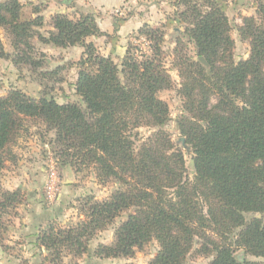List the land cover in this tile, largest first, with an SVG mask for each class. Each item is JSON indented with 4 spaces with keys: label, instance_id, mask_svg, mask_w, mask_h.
Listing matches in <instances>:
<instances>
[{
    "label": "trees",
    "instance_id": "16d2710c",
    "mask_svg": "<svg viewBox=\"0 0 264 264\" xmlns=\"http://www.w3.org/2000/svg\"><path fill=\"white\" fill-rule=\"evenodd\" d=\"M173 6L196 57L207 63L174 56L184 106L178 130L190 149L191 176L184 149L163 127L169 111L159 92L172 86L162 61L163 29L144 23L137 34L150 41L151 53L129 46L116 64L89 40L102 33L94 15L55 12L43 35L36 30L41 15L24 20L19 0L0 1V27L14 37L15 64L38 65L33 36L55 47H82L73 83L78 100L58 103L47 92L35 98L18 88L0 96V168L15 160L10 145L32 119L53 131L49 144L61 166L117 184L102 200L86 196L75 223L51 220L38 232L36 243L52 262L63 249L85 252L95 231L128 210L114 243L100 244L97 256H130L155 240L159 250L148 264H184L198 240L197 251L212 255L209 264H264V221L255 216L264 213V2L238 28L249 54L237 61L216 0H174ZM141 127L150 130L147 136H140ZM18 196L0 193V231ZM236 250L261 260L236 257Z\"/></svg>",
    "mask_w": 264,
    "mask_h": 264
},
{
    "label": "rangeland",
    "instance_id": "374dc122",
    "mask_svg": "<svg viewBox=\"0 0 264 264\" xmlns=\"http://www.w3.org/2000/svg\"><path fill=\"white\" fill-rule=\"evenodd\" d=\"M216 1L229 21V34L234 41V60L246 58L249 54V43L240 37L238 28L245 16L255 15L258 1L264 0ZM19 2L22 19L30 20L36 15H41L43 25L36 30L47 35V31L52 29L51 16L55 13L45 16L46 7L42 3L33 4L30 0ZM173 2L174 0H130L113 10L111 21L105 14L94 15L88 12L95 16L97 22L98 19L101 23L103 21L100 27L102 33L92 36L89 40L99 53L109 56L119 64L129 46H136L138 50L151 53L148 46L150 41L137 34V30L144 23L163 29L162 61L172 80L169 89L159 92V97L167 103L169 111V118L163 127L171 139L181 146L176 140L180 137L178 118L183 114L184 106L183 97L178 93L181 78L178 68L174 65V56L177 51L183 60L184 56L197 60L198 57L193 43L183 33V24L176 19ZM34 7L36 12L33 11ZM80 14L86 13L78 11L77 14L69 15L77 18ZM131 16L136 17V21L127 24L130 28L123 31L124 37H117L116 31L122 29L121 26L128 22ZM178 38H181L180 45L176 44ZM13 39L5 27H0V96L5 95L11 88H18L35 98L47 92L53 95L58 103L78 100L74 94L73 83L77 78L81 46L55 47L43 44L33 36V57L39 63L32 66L24 62H13L12 56L16 52ZM24 124V129L10 145V149L16 154L15 160H6L0 168V193L5 190L19 193L18 201L7 207L2 215L4 229L0 231V264H148L159 250L155 240L135 248L130 256L99 257L95 254L100 244L114 243V229L128 210L122 212L120 217L105 229L95 231L86 242V250L82 254L74 255L63 249L58 261L48 260V251L36 243L38 232L51 220H56L62 225L75 223L79 219L78 209L86 196L102 200L111 194L117 184L112 181L105 185L98 183L89 169L75 172L69 167L61 166L49 144V140L54 136L53 131H46L37 120L27 119ZM149 132L146 127L139 128L140 136H147ZM184 153L188 175L191 176L190 151L184 149ZM260 218L264 221V213L260 214ZM198 246L196 240L184 264L210 263L212 255L200 254L196 249ZM235 254L239 258L261 260L248 254L244 255L241 250H236Z\"/></svg>",
    "mask_w": 264,
    "mask_h": 264
},
{
    "label": "crops",
    "instance_id": "0c3cea01",
    "mask_svg": "<svg viewBox=\"0 0 264 264\" xmlns=\"http://www.w3.org/2000/svg\"><path fill=\"white\" fill-rule=\"evenodd\" d=\"M33 2V4L36 3H42V5H45L46 11H44L45 16H47L49 13H55V12H61V13H68V14H73L78 11L83 12V13H93L94 15H99V14H105L106 16H109L108 18L110 19L109 21L112 20L113 10L118 7L126 4L130 0H30ZM112 15V16H111ZM133 16V15H132ZM123 24L121 27H125L129 22H135L136 17H132ZM103 23V21H102ZM101 21L98 19V26L99 29L101 26ZM139 25L136 24L133 26L136 28ZM128 27L130 28L129 25H127L124 30L123 28L116 31L117 37H124V32L125 30H129ZM131 31V29H130ZM110 33V32H108Z\"/></svg>",
    "mask_w": 264,
    "mask_h": 264
},
{
    "label": "water",
    "instance_id": "95a60500",
    "mask_svg": "<svg viewBox=\"0 0 264 264\" xmlns=\"http://www.w3.org/2000/svg\"><path fill=\"white\" fill-rule=\"evenodd\" d=\"M198 60H199L202 64L207 65L206 61L204 60V58H203L202 56H199V57H198ZM176 142L180 143L181 146H182V148H184L186 151H190L189 147H188V146L186 145V143H185V138H184V137L180 136V137L176 140ZM190 164H191V166L193 167V161H192V160L190 161ZM256 217H259V218H260V214H257Z\"/></svg>",
    "mask_w": 264,
    "mask_h": 264
}]
</instances>
